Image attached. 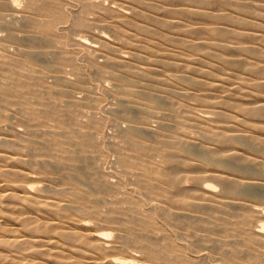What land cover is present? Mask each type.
<instances>
[{"label":"bare ground","instance_id":"6f19581e","mask_svg":"<svg viewBox=\"0 0 264 264\" xmlns=\"http://www.w3.org/2000/svg\"><path fill=\"white\" fill-rule=\"evenodd\" d=\"M85 1L84 9L97 14V22L110 32L128 38L136 61L142 57L137 53L138 43L156 34L169 45L166 49L168 56L166 59H155L153 65L150 63L151 66L175 67L208 62L217 69L226 68V77L221 78L218 84H213L209 92H219L220 88H225L232 120L227 125L229 137L220 139L222 144L231 145L228 153L215 159L216 150L208 151L201 143L189 140L185 135L172 133L158 143H153L161 150L167 167L145 169L151 181L146 189L162 196L165 204L162 211L166 220L177 228L179 236L191 238L189 241L194 238L196 243L190 245L207 249L208 254L219 261L216 263L261 264L256 251L259 247L264 248V235L261 226L259 228L257 225L260 230L253 229L251 223L256 214L261 215L264 211L259 210L261 207L255 209L256 206H251L253 203L250 204L246 191L252 183L264 184V0H127L125 3H117L115 0L116 4L124 3V8L132 10L131 13L123 7H108L102 3L96 4L93 0ZM12 2L15 4L17 0H0V13ZM30 3L29 9L32 12L43 11L48 19L40 26V31L29 35L31 41H27L28 45L24 44L22 55H9L7 60H0V70H9L15 63L26 67V70L10 72L12 81L0 85V100L5 105L13 97L19 99L20 94H17L21 89L36 90L35 86L38 89L45 72H56L62 83L69 82L62 68L64 64L71 63L73 57H58L57 51L61 48L54 46L56 41L62 39L54 33V28L64 21L65 16L59 5L50 4L48 0H31ZM13 4L10 6L13 7ZM85 18L73 24L90 29L91 23ZM99 38L101 50L111 54L112 48L105 33L99 35ZM85 40L78 42L96 46ZM49 46H54V63L44 64L45 61L42 63L40 59L42 49ZM201 48L205 52L197 54ZM2 57L7 58L5 55ZM108 57V66L118 64L112 57ZM119 59L124 60L123 57ZM151 69L157 70V67ZM115 72L117 74L114 77L118 81L139 82L134 72ZM189 75L179 74V81L190 85L195 83ZM43 87L46 95L37 100L46 106L31 110L23 116V120L29 124L27 137L18 129H13L3 134L5 139L0 144V264H136L132 253L128 259L113 256L111 253L118 246L113 243L115 241L112 242L114 245H109L104 240L103 236L109 234L98 230L90 232L88 223L84 222L85 218L73 214L74 205L90 204L79 197L85 192L82 187L91 183L93 188H101L98 174L82 150L91 133L76 136L68 132V112L57 111L52 105V100L64 92L65 87H56V84ZM126 93L142 100V111L149 112L150 108L163 104L162 95L157 92L130 88ZM126 111L130 127L124 131V135L133 153L122 157V163L130 166L139 157L146 155L149 144L145 143H152L154 139L144 133L147 130L144 117L132 114L131 108ZM50 117L58 125L50 127L51 131L48 129L47 134L40 133L36 129V121H46ZM5 119V116L0 115V123ZM202 120H208V117H199V121ZM173 126L177 124L170 121L164 124L162 130H170ZM244 142L250 144L251 150L241 146ZM37 144L40 148L33 149ZM50 145L55 146L61 156L57 159H38L40 151L51 155ZM197 151L201 166L222 167V161L233 160L238 166H254L257 172L254 177H249L238 169H229L228 172L205 169V177L208 180L214 179L223 191L215 193L218 185L207 183L208 180L203 184L199 176L189 178L193 185L189 186L177 170L185 163V157L195 156ZM34 165L43 167L42 177L29 175L26 168ZM56 177L64 185L72 184L77 191L73 203L61 204L55 197L57 194L65 196L66 187L53 186L51 194H43L36 186V183L42 181L52 185ZM87 191L94 195V191ZM95 201L90 200L91 203ZM82 210L90 211L89 208ZM134 210L129 208L128 211L132 212L127 211L125 216L131 228L138 230V233L133 236L120 234L119 242H130L134 237L152 264H209L208 254L203 251L199 255L190 254L187 251L189 245L167 235V244L159 245L148 233L152 226L151 219L141 218ZM238 210L243 212L239 213ZM108 220L114 223L117 217Z\"/></svg>","mask_w":264,"mask_h":264},{"label":"rangeland","instance_id":"374dc122","mask_svg":"<svg viewBox=\"0 0 264 264\" xmlns=\"http://www.w3.org/2000/svg\"><path fill=\"white\" fill-rule=\"evenodd\" d=\"M48 1L50 4L56 3L59 5L65 16L64 21L57 24L54 28V33L62 38L60 41H56L54 46H58L59 49L61 48L60 51H57L58 57H73V63H66L62 68L63 74L69 79V82L62 83L59 74L56 72H45L42 74V84L38 89L35 86L36 90H19L20 92L17 94H20L19 99L13 97L7 105L0 100V115L6 118L0 123L2 124L0 127H4L1 128L2 130L0 129V144L5 139V135L3 134H8L13 129H18L27 137L29 124L23 120V116L27 115L31 110L46 106L45 103L41 105L38 101L46 95L43 85L56 84V87H65V91L59 93L52 100V105L57 111L68 112L67 117L70 119L68 132L76 136H83L86 132L91 133L82 150L83 154L91 160V166L98 174L99 181L101 182L100 189L93 188L90 182L86 187H82L85 192H82L79 197L82 201L90 204L84 206L74 205L73 214L76 217L81 216V218H85L84 222L88 223L90 232L94 233L98 230L101 233L107 232L109 234L103 236L104 240L109 245L116 244L118 246V249L111 253L113 256L123 257L122 259L134 256L136 264L152 263L145 256L140 243L134 237H132L133 241L119 242L120 234L133 236L135 233H138V230L131 228L130 222L125 216L129 208H134V212L141 218L145 220L151 219L152 226L148 233L159 245L165 246L167 244V240L165 239L167 235V237L173 240L189 245L187 246V251L190 254L199 255L202 251L208 254L209 251L205 248L198 249L191 246L190 244L194 245L196 243H194V238H192V241H189L191 238L179 236L177 228L166 220L164 211H162L165 207L162 196L152 194L146 189V186L151 181L146 176L145 169H163L167 167L161 150L153 143H158L159 140L172 135V133L185 135L189 140L201 143L208 151L216 150L215 159H219L222 155L228 153L231 145L222 144L220 139L224 136L229 137L230 132L227 129V125L232 120L229 116L228 100L225 98V88H220L219 92H209V88L213 84H218L221 78L226 77L228 71L226 68L217 69L212 63L208 62L200 64L195 62V64L175 67L151 66L150 63L153 65L155 59H166L168 56L166 49L169 45L156 34H151L147 38L145 37V40L142 39L138 43L137 53L142 55V57L136 61L133 49L128 44V38L124 35L115 34L113 31L110 32L108 28L103 27L97 22L96 18H98V15L84 9L85 0ZM93 1L96 4L102 3L108 7H123L122 9H125L127 12H132L129 8H124L125 5L123 4L127 0L116 1L117 3L125 1L121 4H116L115 0ZM108 1L109 3H107ZM30 2L31 0H17L15 4H13L14 2L10 3L11 6L12 4L14 5V8L8 4L6 5V10L4 9L5 11L0 13V60H7L9 55H13L14 57L22 55V50L25 48L24 44L27 43L28 45L31 41L29 35L40 31V26L48 19L43 11L32 12L29 9ZM100 11L102 12V10ZM81 18L90 21V29L79 28L73 24V22L76 23ZM104 33L112 48L110 50L111 54H107L101 50L102 44L99 41V35ZM131 37L135 39V37ZM81 39H86L85 41L88 40L87 42L91 45L93 43L96 46L92 47L78 42ZM54 46L42 49L44 53L40 57L42 63L44 61V64L54 63L55 58L53 59L54 56L52 54ZM204 52V48L197 50V54H203ZM4 55L7 58H3L2 56ZM108 55L118 64L108 66ZM119 57H123L124 60H120ZM171 61L175 60L171 59ZM151 67H157V70H152ZM18 70H26V67L21 63H15L9 70L1 69L0 85L10 83L12 81L10 72ZM115 70L123 74L129 71L134 72L139 82L128 83L118 81L114 77L117 74ZM125 70L126 73H124ZM179 74H190L189 77L195 83L190 85L188 82L179 81ZM130 88L144 92H157V94L162 95L163 104L159 107L150 108L149 112L142 111V100L131 97L126 93L127 89ZM130 108L132 114L135 113L134 115L136 116L142 115L144 117L147 125V130L144 133L146 135L151 134L147 136L154 140L152 143H145L149 144L145 156L139 157L136 163L125 166L122 163V157L133 153L132 149L127 145L124 135V131L130 127V122L125 116L126 110ZM203 116H207L208 120L199 121V117ZM45 120L36 121V129L40 133L47 134L50 127L55 128L58 124L52 117ZM170 121L173 124H177V126H173L170 129L171 131L162 130L164 124ZM236 144V147L242 146L251 150L248 142L242 143L241 146ZM32 148L39 149L40 145L37 144ZM50 150L51 155L54 153L52 157L40 151L38 159H57L61 156V153L56 150L55 146L50 145ZM198 153L199 151L195 153V156L185 157V163L180 165L177 170L178 174L184 177L185 184L189 186H193L189 178L194 176L202 177L201 182L205 184L208 180V177L206 178L203 172L205 169H216L224 172H228L229 169H238L249 177H254V174L257 172L256 167L250 165H244L245 167L243 165L238 166L233 160L222 161V167L201 166V158ZM26 169L31 177L34 175H37L34 178L42 177V166H28ZM209 182L218 185L214 179H209L207 183ZM38 183H36V186L38 185L43 194H51L53 186L66 187L67 192L65 196L55 195L61 204L73 203V200L76 198L75 192L77 191H75L72 184L65 183L64 185L59 177H56L52 185H48L44 181ZM216 187L218 188L215 190V193L223 191L220 185ZM88 189L94 191V195H90L87 191ZM248 189L246 197L250 201V204L253 203L251 206H256L254 207L255 209L261 207L262 209L260 208L259 210L264 211V184L252 183ZM91 199H95L96 201L91 203ZM82 208H89L90 211H84ZM92 210L96 212L95 215L92 214ZM238 212L242 213L243 211L238 210ZM111 217H117V220L111 223L108 220ZM257 225L259 228L261 226V233L264 235V227H262L264 225V212L261 215H255L251 227L260 230ZM186 238L188 239L186 240ZM192 247L195 249L192 250ZM256 252L260 256L261 264H264V248L259 247ZM208 255L207 262L209 264H219L216 263L219 262L217 259L210 256V254ZM138 258L139 260H137Z\"/></svg>","mask_w":264,"mask_h":264}]
</instances>
